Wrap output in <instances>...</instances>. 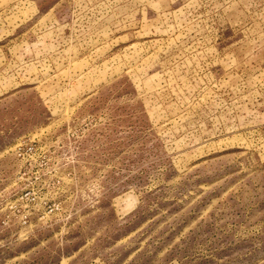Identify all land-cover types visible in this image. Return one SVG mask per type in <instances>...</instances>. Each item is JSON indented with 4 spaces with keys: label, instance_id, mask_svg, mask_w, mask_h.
<instances>
[{
    "label": "rangeland",
    "instance_id": "obj_1",
    "mask_svg": "<svg viewBox=\"0 0 264 264\" xmlns=\"http://www.w3.org/2000/svg\"><path fill=\"white\" fill-rule=\"evenodd\" d=\"M0 264H264V0H0Z\"/></svg>",
    "mask_w": 264,
    "mask_h": 264
}]
</instances>
